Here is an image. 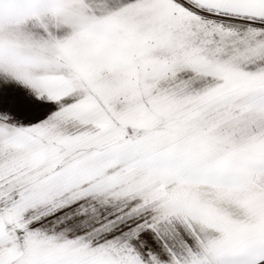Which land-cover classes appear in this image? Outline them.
I'll use <instances>...</instances> for the list:
<instances>
[{
  "label": "snow or ice",
  "instance_id": "1",
  "mask_svg": "<svg viewBox=\"0 0 264 264\" xmlns=\"http://www.w3.org/2000/svg\"><path fill=\"white\" fill-rule=\"evenodd\" d=\"M0 264H264V0H0Z\"/></svg>",
  "mask_w": 264,
  "mask_h": 264
}]
</instances>
